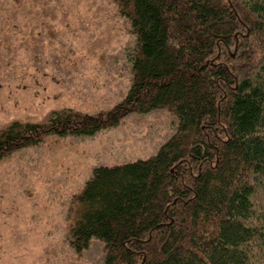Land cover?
Instances as JSON below:
<instances>
[{"label":"trees","instance_id":"1","mask_svg":"<svg viewBox=\"0 0 264 264\" xmlns=\"http://www.w3.org/2000/svg\"><path fill=\"white\" fill-rule=\"evenodd\" d=\"M114 2L135 38L124 98L13 121L0 159L164 108L177 127L153 154L94 167L72 195L70 247L100 240L103 264H264V0Z\"/></svg>","mask_w":264,"mask_h":264},{"label":"rangeland","instance_id":"2","mask_svg":"<svg viewBox=\"0 0 264 264\" xmlns=\"http://www.w3.org/2000/svg\"><path fill=\"white\" fill-rule=\"evenodd\" d=\"M135 45L114 0H0V129L52 110H110L125 96ZM164 108L130 112L91 136H45L0 159V264H103L92 238L76 253L71 197L98 165L147 158L176 130Z\"/></svg>","mask_w":264,"mask_h":264}]
</instances>
